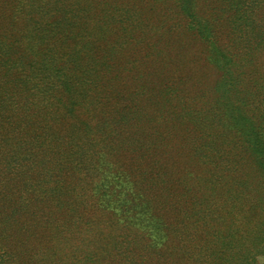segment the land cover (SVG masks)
Returning <instances> with one entry per match:
<instances>
[{"label":"trees","instance_id":"16d2710c","mask_svg":"<svg viewBox=\"0 0 264 264\" xmlns=\"http://www.w3.org/2000/svg\"><path fill=\"white\" fill-rule=\"evenodd\" d=\"M264 0H0V264H264Z\"/></svg>","mask_w":264,"mask_h":264},{"label":"rangeland","instance_id":"374dc122","mask_svg":"<svg viewBox=\"0 0 264 264\" xmlns=\"http://www.w3.org/2000/svg\"><path fill=\"white\" fill-rule=\"evenodd\" d=\"M262 262H264V256L260 258Z\"/></svg>","mask_w":264,"mask_h":264}]
</instances>
